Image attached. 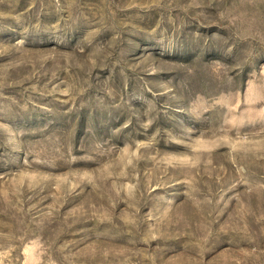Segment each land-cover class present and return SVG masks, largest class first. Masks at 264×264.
I'll return each instance as SVG.
<instances>
[{"label":"rangeland","instance_id":"1","mask_svg":"<svg viewBox=\"0 0 264 264\" xmlns=\"http://www.w3.org/2000/svg\"><path fill=\"white\" fill-rule=\"evenodd\" d=\"M0 264H264V0H0Z\"/></svg>","mask_w":264,"mask_h":264}]
</instances>
